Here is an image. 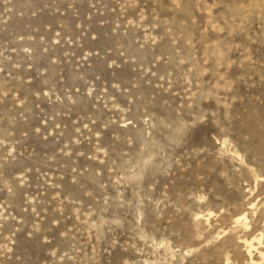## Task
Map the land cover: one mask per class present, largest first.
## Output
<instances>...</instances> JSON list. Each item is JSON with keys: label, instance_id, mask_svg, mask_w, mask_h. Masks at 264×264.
<instances>
[{"label": "rangeland", "instance_id": "1", "mask_svg": "<svg viewBox=\"0 0 264 264\" xmlns=\"http://www.w3.org/2000/svg\"><path fill=\"white\" fill-rule=\"evenodd\" d=\"M251 238L264 264V0H0V264Z\"/></svg>", "mask_w": 264, "mask_h": 264}, {"label": "bare ground", "instance_id": "2", "mask_svg": "<svg viewBox=\"0 0 264 264\" xmlns=\"http://www.w3.org/2000/svg\"><path fill=\"white\" fill-rule=\"evenodd\" d=\"M244 216H245V214L244 215H242V217H239L238 219H237V221L239 222V224H240V222H243V221H241V219H245L244 218ZM238 222H236V223H238ZM241 224H243V223H241ZM237 225V224H236ZM262 235V234H261ZM254 239V238H253ZM252 238H251V240L249 239V240H247V239H242V244H243V246H244V249H245V252H246V254L248 255V257H249V260L251 261V263L253 262V264H255V262L256 261H254V258H253V247H254V242L252 241L253 240ZM255 243H260V241H257V242H255ZM256 246V245H255ZM254 251H255V249H254ZM262 257V256H261ZM260 263V262H259ZM258 264V263H257Z\"/></svg>", "mask_w": 264, "mask_h": 264}]
</instances>
